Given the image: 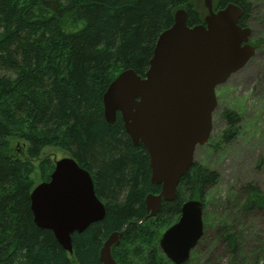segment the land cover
Here are the masks:
<instances>
[{"label":"trees","instance_id":"1","mask_svg":"<svg viewBox=\"0 0 264 264\" xmlns=\"http://www.w3.org/2000/svg\"><path fill=\"white\" fill-rule=\"evenodd\" d=\"M196 1L0 0V264H103L104 243L124 226L112 247L119 264H173L160 248L163 232L186 201L200 199L206 208L219 173L195 161L176 198L149 216L146 197L161 192L151 181L149 153L133 144L119 112L114 123L106 120L103 95L125 69L145 75L159 35L179 9L186 10L190 26L204 23ZM230 2L243 8L239 23L247 26L252 1L217 0L215 9ZM223 116L231 127L223 134L228 139L238 114ZM14 140L24 141L25 157L16 153ZM51 147L90 172L106 206L104 219L73 234L72 253L35 223L31 208L34 174L46 181L55 167L45 153ZM261 194L251 187L243 206L264 211ZM220 229V239L236 255V235L225 224Z\"/></svg>","mask_w":264,"mask_h":264},{"label":"water","instance_id":"2","mask_svg":"<svg viewBox=\"0 0 264 264\" xmlns=\"http://www.w3.org/2000/svg\"><path fill=\"white\" fill-rule=\"evenodd\" d=\"M204 3L208 9L204 23L190 26L186 10L179 9L174 24L159 35L145 75L125 69L103 95L106 120L114 123L119 112L133 144L149 153L151 181L161 185L160 193L146 197L149 216H156L164 201L176 198L180 179L194 164L197 146L208 143L217 86L256 53L251 29L239 23L240 5L230 2L215 10L213 0ZM31 208L35 223L50 229L70 253L73 234L106 215L90 172L69 156L58 159L50 179L33 188ZM125 229L104 243L103 264H119L112 247L120 243ZM203 233V203L190 199L162 234L160 248L174 264H185Z\"/></svg>","mask_w":264,"mask_h":264},{"label":"rangeland","instance_id":"3","mask_svg":"<svg viewBox=\"0 0 264 264\" xmlns=\"http://www.w3.org/2000/svg\"><path fill=\"white\" fill-rule=\"evenodd\" d=\"M251 1L247 27L252 31L250 43L259 47L242 69L216 88L212 132L208 143L198 145L195 151V161L217 171L219 179L208 189L205 200L206 232L198 242L202 249H197L198 255L189 264H264V211L243 206L251 187L264 195V41L258 45L264 39V0ZM196 2L205 17L208 9L204 0ZM216 2L213 0L214 5ZM225 111L238 114L234 134L228 139L223 138L224 132L231 130ZM13 144L16 153L25 157L24 141L14 140ZM45 153L54 163L68 155L54 147ZM34 179L35 185L42 182L37 173ZM222 224L238 239L236 255L219 237Z\"/></svg>","mask_w":264,"mask_h":264},{"label":"flooded vegetation","instance_id":"4","mask_svg":"<svg viewBox=\"0 0 264 264\" xmlns=\"http://www.w3.org/2000/svg\"><path fill=\"white\" fill-rule=\"evenodd\" d=\"M205 228V227H204Z\"/></svg>","mask_w":264,"mask_h":264}]
</instances>
